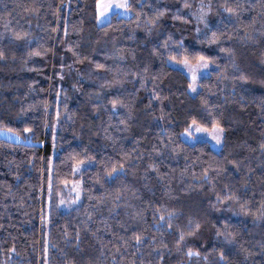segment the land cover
<instances>
[{
    "label": "trees",
    "instance_id": "16d2710c",
    "mask_svg": "<svg viewBox=\"0 0 264 264\" xmlns=\"http://www.w3.org/2000/svg\"><path fill=\"white\" fill-rule=\"evenodd\" d=\"M198 1L130 0L128 17L98 25L97 0H0V130L19 136L0 137V264H220L221 250L225 264H264V0H228L240 5L231 19L211 0L206 30L191 38ZM157 9L167 11L149 25ZM177 41L174 62L185 49L215 58L194 95L168 64ZM117 97L128 107L114 113ZM192 115L208 129L219 120L223 148L181 139ZM80 161L93 164L76 172ZM120 163L124 174L105 180ZM77 180L81 200L61 209ZM158 208L176 210L171 230L155 227ZM189 220L200 228L177 245ZM226 227L234 243L217 236Z\"/></svg>",
    "mask_w": 264,
    "mask_h": 264
},
{
    "label": "snow or ice",
    "instance_id": "6c2138e0",
    "mask_svg": "<svg viewBox=\"0 0 264 264\" xmlns=\"http://www.w3.org/2000/svg\"><path fill=\"white\" fill-rule=\"evenodd\" d=\"M186 8H190L191 5L189 3H187V0L185 2V4L183 5ZM116 7L119 9L124 10L125 12H128L130 10L133 9V4L130 2V0H119V2H116V0H109L108 3H102L101 0H97V4H96V21L97 23H99L102 19V17H104L105 15L109 14V11L111 8ZM198 8L199 11L198 12H193V15L196 16L197 20L199 22L205 23L206 27L208 26L207 24V17L208 14L210 12L213 11V7H212V3L211 0H209L208 4L205 5L202 0L201 2H199L198 4ZM165 11H167V9H157L155 15L149 19L147 21V23L149 25H156L159 23V17H162L165 15ZM217 11L220 14L223 13H227L228 16L224 17L225 19H231V17L236 16L239 17L240 14V5L236 4V3H229L228 0H222V2L219 5V8L217 9ZM174 19H183V17L180 16H174ZM137 19H139V17H137ZM151 28H148V31L151 32ZM200 29L197 28V32H199ZM28 34L27 33H14V36L17 39H20L22 37H26ZM217 38V34L215 31L212 32V37L209 39V43H212L215 39ZM170 39V37H169ZM177 45L179 46L176 50H171L170 51V56H169V60L170 61H175L178 60V58L181 56V52L179 51V48L183 47V41H177L176 42ZM164 48H168L167 43H165L163 45ZM157 49L154 48L153 52H156ZM223 51V49H222ZM30 54H40V53H30ZM3 52H0V57H3ZM184 58L180 59L179 62L184 64L185 66H188L189 64V57L195 55L197 57V67L199 68H203V69H207L209 66V63H214L215 62V58L214 57H210L207 55H204L203 53H192L189 52L187 49H185L184 52ZM96 67L98 68H102L104 67V65L101 64H97ZM196 75L193 74L192 76V82L189 83L188 88L192 91L196 90ZM241 80H248L249 77L247 75H244L243 73L240 76ZM141 82L143 83V80H141ZM106 83H109L106 81ZM111 105H112V111L115 113L118 110V106H123V107H128L127 104H125V102L120 99L119 97L117 98H113L110 101ZM131 119V113H128L127 116L121 118L119 120V123L122 125H125L124 130H127V121ZM187 123V127L185 128V132L191 137L194 135V132H207L212 140L215 141V143L219 146H221V148H223V139H224V133H225V128L224 126L219 122L218 119H213L212 121V125H211V129L209 130L204 122H200L198 121L197 117L195 115H192L190 118V123L186 120ZM8 131H11V129H7ZM25 131H29V129H25ZM17 139H19V136H17ZM260 148L261 150H264V143L260 144ZM158 151V149H157ZM232 163H236L238 166V162L233 161ZM84 165V161H80L78 162L77 170L79 169V167ZM125 167L126 165L124 163H120V165L117 167L115 164L111 167V169H106V176L104 177L105 180H110L113 179L117 176H122L125 172ZM148 169L151 170H156L157 169V165L155 164H150L148 166ZM148 169L145 170V174L147 175L148 173ZM208 176V172L207 170H205L204 172V178L207 179ZM98 179H100V177H98ZM73 191L75 192V196L71 201H68L67 203L69 204H76L79 200H80V196H81V190L80 189H73ZM91 198V197H90ZM116 201H119L121 199L120 196H116L114 198ZM225 199H232L234 201L238 202V208L240 213H243L245 215L249 214L250 209L247 206L248 202L244 201L243 203H239V201L241 200L240 196H236V195H231L226 196ZM220 202L219 197L217 198V203ZM61 204H65L66 201L61 200L60 201ZM97 203L103 204L104 200L103 199H99L97 200ZM131 207V206H130ZM163 207V206H161ZM231 207V206H229ZM110 211H115V208L110 209ZM235 211V210H233ZM156 212L159 213V220L156 222L155 227H157L158 229L160 227H163V223L166 221L167 222V228L169 230L172 229L173 227V220L176 216V210H166V211H161V209H157ZM156 213H154L155 215ZM239 214V213H237ZM89 217L91 216V213H88ZM137 215H139V213H137ZM260 219H264V208L258 209V215L255 216V220H260ZM200 228V224L197 222L193 225V222L191 220H189L188 224L184 226L183 229H180L178 227V232H179V238L176 240V244L177 245H181L182 242L185 240V236L186 235H193L195 234V232ZM67 235V233L65 234ZM234 233L233 232H229L227 231V227L225 228V231L221 232V231H217V236H223L224 241L226 243H234ZM135 241L137 246L141 245L143 243V239H144V234L143 233H137L134 235ZM79 241V233H77V242ZM152 242H155V237L152 238ZM180 248H177V251H179ZM45 254H47V249L45 250ZM186 255L188 257H192V256H197L199 257L201 255V253L199 251L193 250L192 248H189L187 250ZM205 261L208 260V256L205 255L204 256ZM227 257L224 253L223 250H221L219 252V262L220 264H225ZM45 264H47V260H45Z\"/></svg>",
    "mask_w": 264,
    "mask_h": 264
},
{
    "label": "rangeland",
    "instance_id": "374dc122",
    "mask_svg": "<svg viewBox=\"0 0 264 264\" xmlns=\"http://www.w3.org/2000/svg\"><path fill=\"white\" fill-rule=\"evenodd\" d=\"M102 3H108L109 0H101ZM116 2H119V0H116ZM200 1L197 2V6H196V9H192L191 12V18H192V24H193V28H194V34L192 35L191 38H194V37H197L199 35H201L205 30H206V25L205 23H202V22H199L196 18V16L193 15V12H198L199 11V8H198V4H199ZM207 5V4H205ZM195 10V11H194ZM211 13V12H210ZM210 13L208 14V17H207V23H208V20L210 18ZM112 15H116L118 17H128L130 15V12H125L124 10L122 9H119V8H116V7H113L110 9L109 11V14L105 15L104 17H102L101 21L99 23H97L98 25H103L105 23H107L108 21H110ZM197 28L200 29L199 32H197ZM193 40V39H192ZM168 64L171 66V67H174L178 70H180L181 72H183L189 79L190 83L192 82V76L193 74L196 75V90L195 91H192L188 88V92L191 94V95H194L198 88H199V84H198V80L202 77H205L209 74L210 70L213 68L212 64L209 63V66L207 69H203V68H199L197 67V62L196 63H189L188 66H185L184 64L180 63V62H174V61H168ZM210 130V129H209ZM194 132V135L193 136H189L185 131L181 134V139L183 141H185L186 143L188 144H194L196 142H206L209 144V146L215 150V151H218L221 146L217 145L215 143L214 140H212L211 136L207 133V132ZM0 137L2 138H6V139H9V140H17L16 137H14L13 135L9 134L8 132L6 131H3V130H0ZM93 164L92 161H86L84 162V165L79 167V169L77 170V165L74 167V170L76 172L86 168V167H89ZM73 189H80L81 190V196H82V187H81V181L80 180H77L75 183H73L70 187V190L68 191V196L63 199L64 201H66L65 204H61L60 203V208L63 209V210H70L72 209L73 207H75L78 202L81 200V196H80V200L76 203V204H69L67 203L68 201H71L74 196H75V192L73 191Z\"/></svg>",
    "mask_w": 264,
    "mask_h": 264
}]
</instances>
